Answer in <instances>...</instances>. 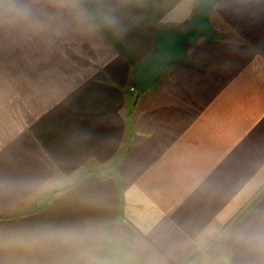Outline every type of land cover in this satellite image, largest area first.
Segmentation results:
<instances>
[{
  "label": "crops",
  "instance_id": "obj_1",
  "mask_svg": "<svg viewBox=\"0 0 264 264\" xmlns=\"http://www.w3.org/2000/svg\"><path fill=\"white\" fill-rule=\"evenodd\" d=\"M0 20V264H264V0H25Z\"/></svg>",
  "mask_w": 264,
  "mask_h": 264
},
{
  "label": "water",
  "instance_id": "obj_2",
  "mask_svg": "<svg viewBox=\"0 0 264 264\" xmlns=\"http://www.w3.org/2000/svg\"><path fill=\"white\" fill-rule=\"evenodd\" d=\"M218 0H199L195 15L185 27H173L158 24L153 27L156 38L155 50L134 66V81L140 91L153 87L156 81L167 71L170 65L191 58L187 47L194 46L201 36L206 38H224L211 24V15Z\"/></svg>",
  "mask_w": 264,
  "mask_h": 264
},
{
  "label": "clouds",
  "instance_id": "obj_3",
  "mask_svg": "<svg viewBox=\"0 0 264 264\" xmlns=\"http://www.w3.org/2000/svg\"><path fill=\"white\" fill-rule=\"evenodd\" d=\"M28 7L25 0H0V20L17 21L26 18ZM252 242L264 251V231H258L251 237Z\"/></svg>",
  "mask_w": 264,
  "mask_h": 264
},
{
  "label": "rangeland",
  "instance_id": "obj_4",
  "mask_svg": "<svg viewBox=\"0 0 264 264\" xmlns=\"http://www.w3.org/2000/svg\"><path fill=\"white\" fill-rule=\"evenodd\" d=\"M157 26V25H156ZM189 47H187V49H188Z\"/></svg>",
  "mask_w": 264,
  "mask_h": 264
}]
</instances>
